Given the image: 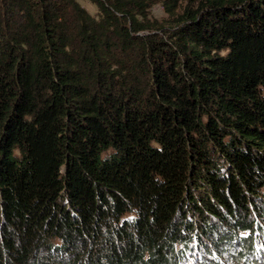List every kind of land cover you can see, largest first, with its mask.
Instances as JSON below:
<instances>
[{
  "label": "trees",
  "instance_id": "1",
  "mask_svg": "<svg viewBox=\"0 0 264 264\" xmlns=\"http://www.w3.org/2000/svg\"><path fill=\"white\" fill-rule=\"evenodd\" d=\"M90 1L0 0V264H182L192 241L206 264L248 257L264 0H200L167 30L162 0Z\"/></svg>",
  "mask_w": 264,
  "mask_h": 264
},
{
  "label": "rangeland",
  "instance_id": "2",
  "mask_svg": "<svg viewBox=\"0 0 264 264\" xmlns=\"http://www.w3.org/2000/svg\"><path fill=\"white\" fill-rule=\"evenodd\" d=\"M81 5L85 7L92 15H98V7L90 0H79ZM171 1L168 0V3ZM200 0H180L178 7H176L175 16H170L167 12L164 4V0L153 5L150 9V16L152 19L158 20L166 30L172 28L175 25L174 21H177L185 8L190 6L192 9L200 7ZM176 19V20H175ZM177 25V24H176ZM175 25V26H176ZM260 225H255L259 228V233L252 234L257 239L254 240V251L249 254L248 257L241 255L240 247L232 248L223 258L221 264H264V219H259ZM241 234H249L250 232L241 231ZM58 240H55L57 243ZM181 247V244L178 245ZM207 249L201 248L194 241L191 242L190 248L186 247V256L182 264H206L209 252ZM202 255V257H200ZM201 258H204L201 260Z\"/></svg>",
  "mask_w": 264,
  "mask_h": 264
}]
</instances>
